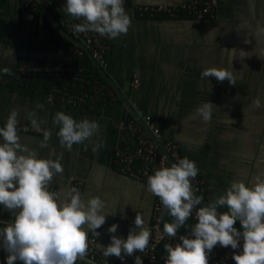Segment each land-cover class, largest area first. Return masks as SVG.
<instances>
[{
    "label": "crops",
    "instance_id": "crops-1",
    "mask_svg": "<svg viewBox=\"0 0 264 264\" xmlns=\"http://www.w3.org/2000/svg\"><path fill=\"white\" fill-rule=\"evenodd\" d=\"M184 1L133 0V3L177 5ZM51 2L71 24L81 22L61 11L66 0ZM125 9L132 18V26L126 35L108 39L110 50L104 75L135 115L151 118L162 142L175 143L182 158L186 156L196 163L206 204L232 180L250 185L254 177L264 174V108H255L252 103L259 98L264 104V33L260 32L264 28V0H216L215 17L204 20L182 15L176 19H142L130 8ZM35 12L34 15L26 9L22 0H0V69L7 67L12 72L19 63L54 60V54L42 46L48 31L46 19ZM214 65L234 72L235 87L214 77L201 78L200 73ZM133 72L139 78V87L134 91L128 86ZM208 102L214 106L211 120L205 123L196 110ZM37 103L44 108L35 109ZM13 109L19 113L18 125L31 126L28 114L34 112L35 118L42 121L40 128L52 133L48 147L41 148L43 133L17 130L21 143L35 150L38 157L49 158L50 152H54L51 158L61 159L64 171L53 177L50 191L63 197L68 179L73 178L80 182L85 199L99 196L108 202L106 211L115 216H107L105 224L97 229L100 235L95 238V247L96 243L103 246L110 243L113 234L108 228L112 224L119 225L115 235L126 239L137 212L148 227L154 196L147 192L144 183L117 173L113 165V151L125 141L118 128V121L124 119L127 111L122 102L102 105L95 113L81 114L75 109L48 105L40 85L23 88L0 85V119L6 122ZM58 111L77 121L95 120L100 130L90 140L66 150L60 146L56 135L59 129L52 123ZM94 143L102 144L95 153ZM7 213L0 206V214ZM164 220L170 222L171 218L165 214ZM187 224H193L190 218ZM187 231L180 229L178 236ZM139 253L125 258L133 262ZM0 264H6L2 248ZM77 264L86 261L78 260Z\"/></svg>",
    "mask_w": 264,
    "mask_h": 264
},
{
    "label": "clouds",
    "instance_id": "clouds-1",
    "mask_svg": "<svg viewBox=\"0 0 264 264\" xmlns=\"http://www.w3.org/2000/svg\"><path fill=\"white\" fill-rule=\"evenodd\" d=\"M61 11L70 19L81 21L72 25L76 33H94L109 40L126 35L132 26L124 0H66ZM260 32L264 33V28ZM0 72L12 75L7 67ZM200 76L214 77L220 83L227 81L233 87L236 84V76L228 67L214 65ZM252 103L255 108H264L259 98ZM213 106L208 102L197 108L203 122L211 120ZM43 108V104L35 105L37 110ZM18 116L17 110H11L0 127V206L12 216L6 226L0 227V248L6 253V264H77L88 254L89 234L98 237L97 229L105 224L106 217L115 215L106 211V200L99 196L85 199L76 187L64 190L63 197L50 191L53 177L64 171L61 159L51 158L54 152L49 158H40L35 150L21 143ZM28 117L31 126L39 129L42 121L35 118V113ZM52 123L59 129L56 135L60 146L69 151L100 130L97 121H77L63 111L54 115ZM51 135L50 130L43 132L41 148L48 147ZM101 146L94 143L92 151L97 152ZM198 174L196 163L185 156L147 176V192L158 197L162 205L159 219L163 234L179 240L174 245H164L165 264H209L210 254L217 246L234 250L231 259L235 264H264V174L254 177L250 185L242 180L230 181L205 206H201L203 197L195 194L198 189L192 184ZM194 209L195 223L188 225ZM165 214L170 222L164 220ZM133 223L126 239L115 235L118 224L108 228L113 234L110 243H96L103 257L114 256L123 261L148 248L151 228L139 212ZM180 229L188 231L178 236ZM134 264H143L141 256L135 257Z\"/></svg>",
    "mask_w": 264,
    "mask_h": 264
},
{
    "label": "built area",
    "instance_id": "built-area-1",
    "mask_svg": "<svg viewBox=\"0 0 264 264\" xmlns=\"http://www.w3.org/2000/svg\"><path fill=\"white\" fill-rule=\"evenodd\" d=\"M22 5L30 12L38 11L46 19L49 29L43 47L54 54V60L19 63L11 72L12 75L0 73V85L23 87L41 80L46 86L45 100L48 105L75 109L81 114L95 113L102 105L113 106L121 102L111 86L100 80L98 72L100 70L104 73L107 69V54L110 50L107 38L94 33H76L73 24L63 16L51 19L47 12L56 11L51 0H22ZM124 7L130 8L142 19H176L184 15L193 20H204L215 17L216 0H185L177 5H136L133 0H124ZM128 86L132 91L138 89L139 78L136 72L131 74ZM140 120L143 127L134 118L118 121V128L124 133L125 141L114 149L113 165L117 173L146 185L148 175L154 174L162 165L170 167L166 155L159 150L156 142L161 144L173 162L182 157L175 143L161 141V134L148 115H143ZM4 123L0 119V127ZM17 130L38 134L44 132L42 128L35 129L26 125H18ZM192 184L198 189L195 194L200 196L204 188L202 180L197 176ZM80 186V182L68 179V188L76 187L80 190ZM162 211L159 198L154 196L148 223L152 230L151 239L148 248L139 253L143 264H165L167 254L164 245L179 242L163 234L159 219ZM11 219L10 212L0 214V227L6 226ZM190 219L194 224L195 209ZM233 251L230 247L217 246L210 254L209 264H235L231 259ZM85 259L97 264H134V261L126 258L121 261L114 256L103 257L95 247L94 236H89V250Z\"/></svg>",
    "mask_w": 264,
    "mask_h": 264
},
{
    "label": "water",
    "instance_id": "water-1",
    "mask_svg": "<svg viewBox=\"0 0 264 264\" xmlns=\"http://www.w3.org/2000/svg\"><path fill=\"white\" fill-rule=\"evenodd\" d=\"M98 72H99V75L111 86V88L113 89V91L118 95V97H119V99H120V101L124 104V106L126 107V109H127V111L131 114V116L143 127V125H142V122H141V120H140V118L137 116V115H135V113L133 112V110L130 108V106H129V104L127 103V101L123 98V96H122V94L118 91V89L113 85V83L104 75V73H102L100 70H98ZM149 133V132H148ZM156 145H157V147L159 148V150L161 151V152H163L165 155H166V157H167V160H168V163H169V165L171 166V164L172 163H174L173 161H172V159L168 156V154L163 150V148H162V146H161V144L159 143V142H156ZM206 205V203L204 202V200H203V202H202V205L201 206H205ZM236 252H237V254L239 253V249H237V250H235ZM83 261H86L87 263H90V264H97V263H95V262H91V261H89V260H87V259H85V260H83Z\"/></svg>",
    "mask_w": 264,
    "mask_h": 264
},
{
    "label": "trees",
    "instance_id": "trees-1",
    "mask_svg": "<svg viewBox=\"0 0 264 264\" xmlns=\"http://www.w3.org/2000/svg\"><path fill=\"white\" fill-rule=\"evenodd\" d=\"M34 15L35 14H37L36 12H34L33 13ZM47 15L48 16H50V18L51 19H53V20H56V19H58L59 17H61L62 15H60L57 11H49V13L47 12ZM182 16H184V15H182ZM186 17V16H185ZM49 29V28H48ZM58 39H61L60 37L58 38ZM69 44V43H68ZM42 46H44V44L42 43ZM100 80L101 81H103V82H105V80L103 79V78H101L100 77ZM32 85V84H34V85H40L41 87H43L44 88V90H45V88H46V86H45V84L41 81V80H36L35 82H32V83H29L28 85ZM28 85H25V86H28ZM24 87V86H23ZM23 87H21V88H23ZM129 119H133V117L131 116V114L128 112V111H126L125 112V117H124V119L123 120H129ZM179 155H180V153H179ZM180 157H182L181 155H180ZM200 196H202L203 197V193H201L200 194ZM219 211H224L223 209H219ZM237 228H239V226L236 224L235 225Z\"/></svg>",
    "mask_w": 264,
    "mask_h": 264
}]
</instances>
